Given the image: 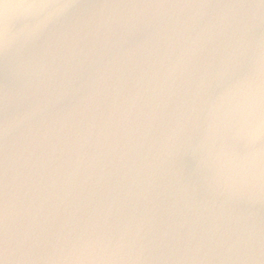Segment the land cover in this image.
<instances>
[{
    "label": "water",
    "instance_id": "obj_1",
    "mask_svg": "<svg viewBox=\"0 0 264 264\" xmlns=\"http://www.w3.org/2000/svg\"><path fill=\"white\" fill-rule=\"evenodd\" d=\"M0 264H264V0H0Z\"/></svg>",
    "mask_w": 264,
    "mask_h": 264
}]
</instances>
